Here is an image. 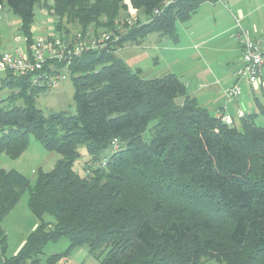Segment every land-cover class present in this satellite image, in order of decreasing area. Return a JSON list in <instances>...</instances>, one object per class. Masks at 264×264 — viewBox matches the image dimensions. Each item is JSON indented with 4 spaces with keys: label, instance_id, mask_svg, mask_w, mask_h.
<instances>
[{
    "label": "trees",
    "instance_id": "trees-1",
    "mask_svg": "<svg viewBox=\"0 0 264 264\" xmlns=\"http://www.w3.org/2000/svg\"><path fill=\"white\" fill-rule=\"evenodd\" d=\"M37 1L0 0L19 17L26 46ZM52 1L44 5L66 36V24L110 31L124 20L117 41L70 65L73 112L45 113L35 99L50 88L27 75H0V90L9 91L0 96V154L19 156L30 134L60 154L49 171H36L33 184L0 168L1 264H34L60 237L68 246L47 264L82 246L99 264H264V125L255 123L264 104L227 124L199 106L176 74L142 78L117 54L153 32L176 42L177 21L215 0ZM127 6L137 16L130 25ZM81 146L88 155L82 174L73 169ZM26 189L38 221L6 258L1 222Z\"/></svg>",
    "mask_w": 264,
    "mask_h": 264
},
{
    "label": "rangeland",
    "instance_id": "rangeland-1",
    "mask_svg": "<svg viewBox=\"0 0 264 264\" xmlns=\"http://www.w3.org/2000/svg\"><path fill=\"white\" fill-rule=\"evenodd\" d=\"M235 0H215L205 1L200 4L198 10L188 19L177 21L178 32L176 50L166 51L162 48L157 50L146 49L129 54L125 63L133 70H139L142 78H151L155 75H163L166 71L174 72L180 79L187 81L186 90L191 93L199 106L213 109L222 106L226 111H233L235 106H230L225 97V90L232 85L235 72L241 67L240 48H235L236 28L231 14L234 13L232 2ZM241 1V0H238ZM237 1V2H238ZM244 3L247 0H242ZM52 4V0H38L33 8V17L30 22V38L58 36L60 31L56 28L58 17L49 13L44 3ZM243 3V4H244ZM131 6H127L122 14L128 19L136 18ZM130 13V14H129ZM129 14V16H128ZM126 17V18H127ZM139 19H143L139 15ZM124 20V19H122ZM135 20V19H134ZM139 22L137 19L136 22ZM134 22V21H133ZM65 23V22H61ZM66 30L74 33L80 28L74 24H66ZM63 32V31H61ZM154 33V32H153ZM152 34V33H150ZM87 39L92 38V34L86 35ZM27 38L20 28V19L6 6L0 8V53L12 51L15 48H26ZM197 44L193 49L197 53L192 54V45ZM126 45V44H125ZM123 47L120 49L122 50ZM120 50L117 54L120 56ZM264 83V71H263ZM181 79V80H182ZM239 86L245 99H241V104L245 112H250V108L258 111L259 106L264 104V91L261 88L252 91L249 86H245V80L240 79ZM229 85V86H228ZM227 86V88H225ZM9 91L7 88L0 90V96L5 97ZM73 85L71 78L57 83L52 89L41 91L35 99V106L47 113L49 110H67L73 112L75 104L72 98ZM261 102V103H258ZM257 125H264V117L259 114L255 118ZM149 135L145 131L144 137ZM80 156L74 161L73 169L82 174L84 161L88 159L84 146L79 147ZM60 154L55 150L45 148L32 134L28 136V143L25 150L17 157L12 158L6 154H0V168L16 169L24 174L30 184L34 183L36 171L41 168L49 171ZM28 190L26 189L1 222L6 234V249L4 256L9 258L14 255L17 248L21 246L26 237L37 224V218L32 214L27 206ZM154 217H156L154 215ZM45 218L52 219L46 215ZM157 221L162 223L163 217ZM68 246L65 237H60L56 241L48 242L42 253L37 255L34 264H47L48 258L54 253L63 252ZM84 250L86 253L78 256V252ZM80 254V253H79ZM205 264H219L212 261ZM1 264V255H0ZM54 264H99V262L88 254L87 249L82 246L71 251L68 255H63L61 260Z\"/></svg>",
    "mask_w": 264,
    "mask_h": 264
},
{
    "label": "built area",
    "instance_id": "built-area-1",
    "mask_svg": "<svg viewBox=\"0 0 264 264\" xmlns=\"http://www.w3.org/2000/svg\"><path fill=\"white\" fill-rule=\"evenodd\" d=\"M174 0H165L166 6ZM155 13H158L155 10ZM134 21L127 19V24ZM116 29L110 31H95L89 28L87 31H76L69 35L59 34L51 39L37 37L27 48H15L12 51L0 53V75L9 72L11 74L27 75L34 85L52 88L57 83L65 81L70 74V65L74 58L87 50L106 49L111 42L117 41L122 20L116 21ZM92 34L87 39L86 35ZM241 49V67L235 72V82L227 88L225 96L228 101L239 100L243 97L238 80L244 79L249 85L257 86L260 75L264 70V38L254 40L245 32L238 35ZM237 117L244 113L236 112ZM227 124L232 123L228 114H218ZM115 143V140L112 144Z\"/></svg>",
    "mask_w": 264,
    "mask_h": 264
},
{
    "label": "crops",
    "instance_id": "crops-1",
    "mask_svg": "<svg viewBox=\"0 0 264 264\" xmlns=\"http://www.w3.org/2000/svg\"><path fill=\"white\" fill-rule=\"evenodd\" d=\"M237 1L238 0H235V1L232 2V8L234 10V13L231 14V20L233 18V21H234L233 28H234V26L236 28V36H237L236 40H238V43H237V45H235V48L238 49V47L240 48L238 35L240 33H242V32H245L251 39H254V40H258V39H263L264 38V0H247L246 3H244L242 0L238 1V2ZM0 8H1V6H0ZM131 12L132 11H130V13ZM176 29H177V27H176ZM59 34H63V33L60 32ZM174 44L177 45V41L173 42L170 39H168L167 37H160V36H158L157 33H152V34H148L145 37V39L143 40V42L141 44H139V45H134V44H130V43L124 45L123 49L120 50L121 51L120 52V56L124 60V59H126V57L129 54L136 53L138 51H143V50H146V49L157 50L159 48H162V49H164L166 51H174V50H176ZM196 48H197V44H193L192 45V54H196L197 53L195 50H193V49H196ZM240 52H241V49H240ZM263 71L264 70H262V72H261L260 81H259L257 86H251L246 81H245V86L246 87L249 86L252 91H255V90L259 89V88H261L262 91H264V83H263V76H262L263 75ZM164 73H172V71H166ZM161 75H155V77H159ZM232 79H235L234 75H233ZM182 81L185 84V87H186V85L188 86L186 80L182 79ZM234 82H235V80H234ZM234 82H232V84ZM238 83H239V81H238ZM230 86H232V85H230ZM225 88H227V86ZM50 89H52V88H50ZM187 93L190 96L194 97L188 91H187ZM241 99H245L244 95L239 100L228 101L226 99L227 102L230 104V106H235V108H236V109H234L231 112L228 111V110L226 111V109H224L222 106L213 109L212 112H211V109L214 108V107L206 108V109L208 111H210V113L215 114V115L222 114V113H224L225 115L228 114L231 117L232 122L235 125H238L239 121H240V117H237V115H236V112L238 110H241L244 114L245 113H250V112H257V111H255V109L253 107L250 108V112H245L243 110L242 106H241V104L244 105V102H241ZM258 103H261V102H258ZM22 244H23V242L21 243V245ZM77 248H79V247H77ZM77 248H75V249H77ZM18 250L19 249L17 248V251ZM84 253H86L84 250H82L81 252L79 251L78 252V256H81V255L83 256Z\"/></svg>",
    "mask_w": 264,
    "mask_h": 264
}]
</instances>
